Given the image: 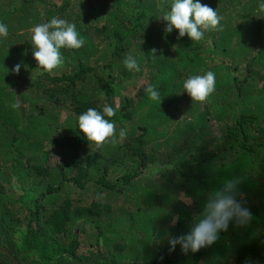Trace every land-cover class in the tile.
<instances>
[{
	"label": "trees",
	"instance_id": "16d2710c",
	"mask_svg": "<svg viewBox=\"0 0 264 264\" xmlns=\"http://www.w3.org/2000/svg\"><path fill=\"white\" fill-rule=\"evenodd\" d=\"M171 2L0 0L9 29L0 37V264H264L252 263L249 245L242 255L229 250L254 238L251 224L230 223L217 239L230 241L225 247L185 253L169 245L231 177L240 181L236 199L243 195L252 225L264 231V193L253 204L246 178L257 174L264 188V13L258 0H200L223 19L193 42L166 32ZM52 18L74 23L85 43L62 49V65L49 72L33 56L31 29ZM128 55L139 72L126 69ZM207 71L216 86L204 101L181 94L185 79ZM137 77V102L118 103ZM153 85L161 103L145 93ZM105 104L116 110L106 118L117 142L97 145L79 131L78 117ZM77 193L94 198L89 208L75 205ZM103 193L143 206L114 216ZM88 227L96 239L82 252Z\"/></svg>",
	"mask_w": 264,
	"mask_h": 264
},
{
	"label": "clouds",
	"instance_id": "9594fccd",
	"mask_svg": "<svg viewBox=\"0 0 264 264\" xmlns=\"http://www.w3.org/2000/svg\"><path fill=\"white\" fill-rule=\"evenodd\" d=\"M258 11L264 13V0H258ZM163 19L167 22V33L176 29L180 38L187 35L190 40L196 42L203 39L204 29L218 27L223 17L217 10L202 4L200 0H172L170 10L164 14ZM31 32L33 56L39 65L49 72L62 65V49H80L85 43L76 25L61 18H52L49 22L38 24ZM8 33V26L0 22V37H7ZM123 63L130 72L140 71L137 60L131 55L126 56ZM15 70L19 72L20 65H17ZM215 86V73L207 71L203 75H193L185 79L181 94L186 92L192 101H204L215 90ZM145 93L151 101L161 103V91L156 86L147 87ZM115 114V108L107 104L102 111L89 107L78 117L79 131L87 140L97 145L108 141L116 143L115 121L106 118L114 117ZM126 136L127 130L120 128L119 140L125 139ZM238 183L235 179L227 180L221 189L210 194L202 214L196 219L191 230L185 235L169 239L171 249L175 250L178 245L185 253H195L214 244L220 233L229 228L230 223L235 222L240 226L250 223L251 211L235 196Z\"/></svg>",
	"mask_w": 264,
	"mask_h": 264
},
{
	"label": "rangeland",
	"instance_id": "374dc122",
	"mask_svg": "<svg viewBox=\"0 0 264 264\" xmlns=\"http://www.w3.org/2000/svg\"><path fill=\"white\" fill-rule=\"evenodd\" d=\"M53 1V0H51ZM56 2V1H55ZM52 3V2H51ZM242 73H246L245 70H242ZM258 80V79H257ZM144 83V79L142 78H135V79H132L131 82L129 84H124L121 88V91H122V95L117 99L118 103H120V100L122 99V101L124 100H127L128 98L129 99H133V102L134 104L137 102V94H138V88ZM262 86V83L259 84V87ZM19 88H21V86L18 85L16 91L18 92ZM19 100L21 101L20 97H19ZM179 109L175 110V113L177 116L180 115V110L183 108L182 106H178ZM66 117L65 114L62 115L61 119L64 120ZM242 165V164H241ZM256 173V172H255ZM249 182V185L251 186L250 189L254 188L253 191H255L256 193L258 194H252L251 197V202L253 204H257L258 202V198L261 194L264 193V188H263V180L257 175V174H249L247 177H246ZM235 178L231 177V180H233ZM239 179L242 180L243 177L242 176H239ZM237 180V178H236ZM245 180V178L243 179ZM240 182V181H239ZM239 185V184H238ZM244 185H246V182H244ZM202 186V185H201ZM205 186H208V185H205ZM262 186V188H261ZM244 189H247V188H244ZM240 190V188H239ZM107 196V193H103V198L100 199V201H103V202H106L108 200L109 203H111L112 205V209L113 211L111 212L114 216H120L121 213L123 211H127V209L129 210H136V205H137V209L140 208V205L142 204V200L141 201H137L136 199H132V200H127L125 199V196L123 197H112V198H109V199H106L105 201V197ZM183 198V196H181V199ZM242 199L244 198L243 195L241 197ZM241 198H240V202L241 201ZM73 199L75 200V205L77 207H82V208H89L92 201L94 200L93 197H90V198H83V197H80L78 195V193L76 195H73ZM132 201V202H131ZM137 201V202H135ZM243 204L245 202H242ZM143 206V205H141ZM148 209L151 210L150 206L147 207ZM253 220H254V216L252 217ZM258 221V220H257ZM252 222L253 221H250V223L248 224H251V229H248L247 228V231H253V235H254V238L251 237L250 239V242L249 243H243V245L240 243H235V245L232 247V249H229L231 251H235L237 255H242L244 254V250L248 245L250 246V248L248 249L249 251V254L252 256L251 257V261L252 263H254V258L255 259H259V258H263L264 257V231L260 230L259 229V226L255 225L253 226L252 225ZM81 223V222H80ZM247 226V225H246ZM91 227H88V229H90ZM254 228H256L255 230V233H254ZM89 233V237H90V240L88 241H83V244H82V252H88L89 250H92L91 248V244L95 242V239H96V231L94 229H90L88 231ZM227 244H230V241H219V240H216V243L214 244L215 247L217 246H223L225 247V245ZM242 249V250H240ZM229 250L226 251V253H229ZM217 253V255L219 256L221 252H219L218 250L215 251ZM255 256V257H254ZM221 256H219L220 258ZM246 261L248 262H251L249 261L250 259H245ZM231 264H236V258H233L230 260Z\"/></svg>",
	"mask_w": 264,
	"mask_h": 264
}]
</instances>
